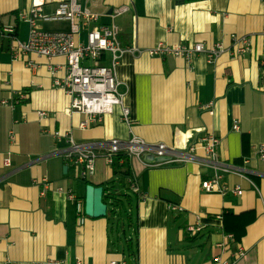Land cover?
Instances as JSON below:
<instances>
[{"label":"crops","instance_id":"0c3cea01","mask_svg":"<svg viewBox=\"0 0 264 264\" xmlns=\"http://www.w3.org/2000/svg\"><path fill=\"white\" fill-rule=\"evenodd\" d=\"M82 4L101 15L91 27L110 24L114 10L129 8L115 20L121 30L119 41L123 48L136 46L141 53H125L116 73L132 123L125 124L116 107L101 123L81 129L85 116L71 112L72 97L55 87L48 68L59 67L56 77L62 80L67 60L15 59L10 50L12 41L5 30L14 28L13 37L28 40L29 25L19 15L30 10L32 0H0V162L8 156L12 161L11 167L0 166V264H109L123 258V251L128 255V249L134 252L128 259L132 264H220L216 259L233 261L240 248L246 257L237 264H264V160L258 155L264 143V3L82 0ZM62 23L68 29L58 30L69 31L70 25ZM50 24L40 23L45 30L58 31L49 29ZM86 35L83 31L80 41L86 42ZM242 38L251 41L250 50L234 57L235 39ZM159 42L203 43L207 49L221 44L226 52L214 64L208 63L206 54L191 63L173 56L150 57L146 50ZM20 92L28 98L18 101ZM235 121L239 131L233 130ZM56 133L62 137L56 139ZM66 135L84 145L113 139L125 143L136 137L152 145L176 146L180 154L214 135L220 140V159L244 168L258 190L247 179L224 175L221 186L230 191L206 193L202 183L214 172L202 149L185 163L166 164L169 157L157 163L153 155L134 158L131 174L141 189L132 210L137 229L130 230L125 248L116 247L110 218L86 216V188L92 184L107 191L114 186L120 196L131 191L128 181L121 183L103 158L97 160L88 184L77 179L64 158L70 147ZM43 179L55 188L45 197ZM112 181L115 184L109 186ZM238 186L243 196L233 193ZM170 205L183 211H172ZM189 227L201 231L193 235Z\"/></svg>","mask_w":264,"mask_h":264},{"label":"built area","instance_id":"2783aa9c","mask_svg":"<svg viewBox=\"0 0 264 264\" xmlns=\"http://www.w3.org/2000/svg\"><path fill=\"white\" fill-rule=\"evenodd\" d=\"M264 3V0H260ZM49 7H54L48 11ZM129 8H120L114 10L110 15L112 22L106 25L93 26L100 21L101 15L92 12L82 4V0H32V6L29 11L22 12L19 20L29 25L28 40L23 42L13 37L16 32L14 28L5 30L9 33L11 39L10 50L15 59H24L27 56H37L51 61L56 57H64L67 60V75L62 80L56 77L59 67L48 65L49 71L55 77L54 85L73 99L71 106L72 113H79L85 116L81 123V129H88L93 125L101 123L106 115L113 113L116 107L121 109V119L128 126L132 123L131 111L124 104V96L120 92V83L118 81L116 69L125 53H141L136 46L132 48H123L119 41L120 27L115 20L128 12ZM47 22H67L70 25L69 31H49L45 30L40 23ZM86 31V42L80 41L82 32ZM1 32V31H0ZM13 35V36H12ZM251 41L247 38L235 39L231 54L234 57L245 55L250 49ZM150 57L173 56L181 58L189 63L195 60L199 55L206 54L209 64H214L217 59L226 52L221 44L207 49L203 43L194 45L176 44L169 45L164 42L157 43L154 47L146 50ZM109 62V64H107ZM27 64L35 67L32 61L27 58ZM57 71V72H56ZM29 94L20 92L18 101L26 100ZM8 105L6 101L1 103ZM44 117V113H40ZM233 130L239 131V121L233 124ZM56 139H60V133L54 134ZM69 148L64 155L66 162L76 173V178L82 181L94 175L96 162L103 158L109 166L114 167L118 156H125L130 162V176L128 177L129 188L132 193L141 196V189L137 178L131 174V161L134 158L142 160L143 156L154 155L157 158L169 157L166 164L185 163L194 158L192 154L202 149L208 160L209 167L214 174L211 179L202 183V189L206 193H219L226 195L230 189L221 186L224 175H235L247 179L255 189L257 185L246 176V170L234 167L225 161H222L218 155L217 148L220 140L214 135H210L202 140V144L187 147V153L180 154L179 149L170 147L164 143L152 145L146 143L140 138L133 137L125 143L118 139H113L107 144H79L75 142L71 135H66ZM16 136L10 133V140L14 142ZM102 148L104 149L103 151ZM179 153V154H178ZM258 155L264 160V143L258 148ZM126 159L119 161V164H125ZM10 156L0 162L1 167H11ZM160 165V164H159ZM43 191L41 195L46 196L47 192H54L53 183L48 179L41 182ZM58 191L62 192V189ZM237 196H243V190L238 186L233 190ZM172 211H183L182 207L170 205ZM188 231L195 235L201 231L200 227H189ZM228 238H234L229 235ZM246 252L239 249L234 254L233 261H224L216 259L220 264H237L239 259H244ZM109 264H132L125 257L120 260H113Z\"/></svg>","mask_w":264,"mask_h":264},{"label":"trees","instance_id":"16d2710c","mask_svg":"<svg viewBox=\"0 0 264 264\" xmlns=\"http://www.w3.org/2000/svg\"><path fill=\"white\" fill-rule=\"evenodd\" d=\"M262 68L264 69V67ZM122 159H126V157L123 155L117 157V162L114 165L113 169L115 172V176L120 177L121 183H124V181H127L128 177L130 176V162L128 159H126L125 164H119V161ZM85 182L88 184L87 181ZM113 184H115V181L108 183L109 186ZM108 190L110 192L105 193L104 201L108 205V216L106 218H110L111 221L110 233L111 238L113 239V246H120V244L123 243L122 239L125 240V245L126 243L128 245V241H130L131 239L128 240L129 237L126 233L124 237H121L119 226L116 224L117 222L122 223L125 220L129 225V231L133 229V227L137 229L135 222V212L132 211L134 210V196L136 194L129 192L127 194L118 196L117 193L113 191L114 186L107 189V191ZM123 256L130 260L134 257V252L132 251V249H128V255L123 251Z\"/></svg>","mask_w":264,"mask_h":264},{"label":"water","instance_id":"95a60500","mask_svg":"<svg viewBox=\"0 0 264 264\" xmlns=\"http://www.w3.org/2000/svg\"><path fill=\"white\" fill-rule=\"evenodd\" d=\"M153 160L157 163H162L164 159H156L153 155ZM104 187H97L92 184L86 188L85 214L90 218H106L108 216V205L104 201Z\"/></svg>","mask_w":264,"mask_h":264},{"label":"rangeland","instance_id":"374dc122","mask_svg":"<svg viewBox=\"0 0 264 264\" xmlns=\"http://www.w3.org/2000/svg\"><path fill=\"white\" fill-rule=\"evenodd\" d=\"M48 27H49V29H53L54 28L56 30H58V29L67 30L68 29V26L66 25V23H62V22H54V23L48 25ZM122 186L125 189V187H126L125 184H123ZM126 191H128V190L126 189ZM129 192L132 193L131 191H129ZM116 225L119 226V232L121 234V237H124L125 236V233L129 237V233H130V231H129V225L127 224V222L125 220L122 223L117 222ZM115 229H116V227H115ZM122 241H123V243H122L123 246H121L122 244H120V246H121V248H123V247L125 248V240L122 239Z\"/></svg>","mask_w":264,"mask_h":264}]
</instances>
